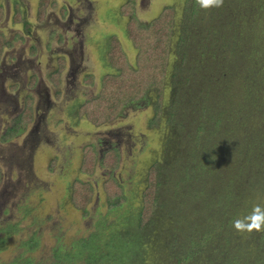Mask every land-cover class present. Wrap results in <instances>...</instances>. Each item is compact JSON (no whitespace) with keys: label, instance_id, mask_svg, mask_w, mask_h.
Segmentation results:
<instances>
[{"label":"trees","instance_id":"16d2710c","mask_svg":"<svg viewBox=\"0 0 264 264\" xmlns=\"http://www.w3.org/2000/svg\"><path fill=\"white\" fill-rule=\"evenodd\" d=\"M50 5L56 7L40 0V21ZM134 5L128 0L121 9L131 15L127 35L139 50L135 64L113 35L107 57L115 72L103 77L100 94L80 106L79 114L99 125L126 104L155 94L150 125L164 119V150L148 169L137 214L127 215L115 231L100 219L97 231L73 240L70 249H55L52 264H264V233L242 235L232 226L257 196L264 202V0H224L207 11L186 0L179 21L177 8L167 6L148 23L138 22ZM14 21L30 32L18 2ZM10 45L0 34V59ZM59 60L51 74L56 84L66 65L65 57ZM32 102L28 96L24 112L31 108V114L24 113L27 118L8 129L5 139L32 121ZM118 155L113 148L99 158L94 145L85 146L80 171L90 175L98 163L115 168ZM103 190L109 209L125 203L117 178L107 179ZM94 191L82 179L71 184V201L84 217ZM25 245L35 250L39 242L31 238ZM6 264L39 263L27 258Z\"/></svg>","mask_w":264,"mask_h":264},{"label":"rangeland","instance_id":"374dc122","mask_svg":"<svg viewBox=\"0 0 264 264\" xmlns=\"http://www.w3.org/2000/svg\"><path fill=\"white\" fill-rule=\"evenodd\" d=\"M127 1L52 0L56 7L50 5L40 21V0H0L4 8L0 34L11 43L0 59V238L5 239L0 264L27 258L52 264L55 249H70L73 240L97 231L100 219L115 231L144 205L148 169L161 159L168 135L164 119L158 127L150 125L156 95L126 104L117 117L99 125L79 114L80 106L100 94L103 77L115 72L107 57L113 35L122 42L130 63L137 60L139 50L127 35L131 15H123L121 9ZM185 1L135 0L134 16L148 23L165 7L175 6L179 21ZM17 2L30 32L23 22L14 21ZM61 57L66 65L56 84L51 74ZM33 76L37 80L31 86ZM28 96L33 99L32 121L5 139L8 129L27 118L24 113L31 114V108L24 112ZM91 144L99 158L117 148L115 168L98 163L90 175L82 173L84 147ZM110 177L117 178L126 197L114 210L103 190ZM75 179L95 188L88 217L71 201ZM31 238L39 242L35 250L25 245Z\"/></svg>","mask_w":264,"mask_h":264},{"label":"clouds","instance_id":"9594fccd","mask_svg":"<svg viewBox=\"0 0 264 264\" xmlns=\"http://www.w3.org/2000/svg\"><path fill=\"white\" fill-rule=\"evenodd\" d=\"M195 3L200 9L207 11L222 7L224 0H195ZM232 226L242 235L253 232L264 233V202H261V197L257 196L256 200L252 202L250 211L234 218Z\"/></svg>","mask_w":264,"mask_h":264}]
</instances>
